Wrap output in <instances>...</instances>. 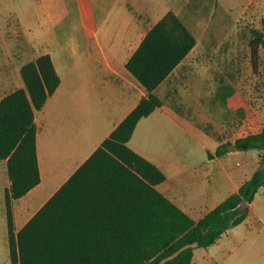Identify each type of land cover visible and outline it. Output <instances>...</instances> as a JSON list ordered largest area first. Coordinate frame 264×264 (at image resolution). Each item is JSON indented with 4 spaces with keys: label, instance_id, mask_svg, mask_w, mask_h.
Listing matches in <instances>:
<instances>
[{
    "label": "trees",
    "instance_id": "1",
    "mask_svg": "<svg viewBox=\"0 0 264 264\" xmlns=\"http://www.w3.org/2000/svg\"><path fill=\"white\" fill-rule=\"evenodd\" d=\"M252 32L255 59L264 46V32ZM196 42L172 10L147 31L126 67L148 95L45 206L55 213L52 225L37 223L40 211L16 232L13 201L41 181L35 113L61 82L50 53L21 67L25 86L0 100V159L7 160L11 181L5 200L13 263L192 264L196 247L214 244L246 219L264 185V167L195 220L156 188L166 179L164 171L128 145L139 120L163 104L154 90ZM234 144L239 150H262L264 156V126L240 135ZM225 146L218 147V156L224 154ZM243 200L248 201L245 209ZM89 211L98 214L90 217Z\"/></svg>",
    "mask_w": 264,
    "mask_h": 264
},
{
    "label": "rangeland",
    "instance_id": "2",
    "mask_svg": "<svg viewBox=\"0 0 264 264\" xmlns=\"http://www.w3.org/2000/svg\"><path fill=\"white\" fill-rule=\"evenodd\" d=\"M153 4L154 12L142 9L140 14L145 29L172 10L197 42L163 88L166 108L178 114L180 124L157 119L163 131L150 149L172 155L180 164L186 160L199 164L205 159L203 144H212L214 159L218 147L226 145L221 161L227 176L220 178L224 196L231 181L240 184L264 162L262 150L231 148L240 135L264 126V46L255 59L251 48L252 30L264 32V0H153ZM132 12L125 0H0V98L17 86L18 77L23 83L21 67L40 54H52L66 74L76 61L90 63L86 51L98 55L104 47L121 56L130 44L127 49L132 52L140 42V34L128 40L137 21ZM255 198L260 216L253 212L214 244L196 247L192 264H264V185ZM0 257L4 261V252Z\"/></svg>",
    "mask_w": 264,
    "mask_h": 264
},
{
    "label": "crops",
    "instance_id": "3",
    "mask_svg": "<svg viewBox=\"0 0 264 264\" xmlns=\"http://www.w3.org/2000/svg\"><path fill=\"white\" fill-rule=\"evenodd\" d=\"M125 2L137 18L134 31L129 34L128 40L130 42L134 35L140 34L141 42L147 31L162 17L149 29H145L146 21L140 14L143 12L142 9L155 11L153 0H125ZM168 11L166 10L165 14ZM140 42L132 52L127 49L130 44L125 46L123 48L125 54L121 53V56L104 47L100 48L98 55L96 51H86L85 55L90 57V63L79 65L76 61L66 74L60 72L51 54L61 82L54 93L48 97L44 106L35 113L41 181L25 195L13 201L16 232H19L40 211L42 215L37 223L52 225L55 213L52 208L45 206L140 103L141 99L148 95L146 87L126 67L127 61ZM192 51L193 49L174 71L186 62ZM95 56L99 58L94 60ZM80 60L83 61V59ZM173 72L154 90V93L163 100L162 106L139 120L128 145L155 163L166 174V179L157 184L156 188L187 214L198 220L228 195L236 192L244 181L240 184L231 181L229 194L221 195L225 187L221 185L220 178L227 176V166L221 161V156L223 157L224 154L215 159L209 155V152L215 153L212 144H203L205 159L199 164H188L190 162L188 160L180 164V161L172 155H163L159 151L150 149L152 142L157 141V134L163 131L162 128L157 127V119L175 120L176 124H180L178 114L166 108L165 98L162 96L163 88L167 86ZM2 73L0 66V85L3 83ZM21 80L18 77L17 86L8 93L24 87V80L23 83ZM10 85H13L11 80ZM202 109H205L203 102ZM205 135L212 143V138ZM176 169L180 171L177 170L175 174ZM170 172L175 176L170 178ZM10 185L7 160L0 159V241L2 242L0 252L5 254L4 261L0 257V264H19L12 262L10 251L5 200V192ZM253 212L259 215L256 198L250 204L249 214ZM97 214V212L89 211L90 217Z\"/></svg>",
    "mask_w": 264,
    "mask_h": 264
},
{
    "label": "water",
    "instance_id": "4",
    "mask_svg": "<svg viewBox=\"0 0 264 264\" xmlns=\"http://www.w3.org/2000/svg\"><path fill=\"white\" fill-rule=\"evenodd\" d=\"M231 148L232 149H236L237 146L235 144H232ZM262 167H264V162L259 166V168H262ZM247 205H248V201L247 200H243V202L241 203V208L245 209Z\"/></svg>",
    "mask_w": 264,
    "mask_h": 264
}]
</instances>
